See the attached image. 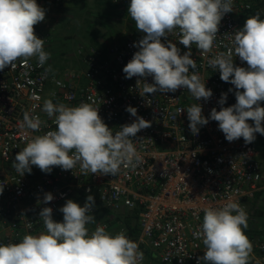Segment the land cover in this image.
Instances as JSON below:
<instances>
[{
	"label": "built area",
	"instance_id": "obj_1",
	"mask_svg": "<svg viewBox=\"0 0 264 264\" xmlns=\"http://www.w3.org/2000/svg\"><path fill=\"white\" fill-rule=\"evenodd\" d=\"M47 2L37 0L43 8ZM112 2L127 24V38L123 44H113L107 52L98 47L78 49L83 68L66 72L63 78L52 74L51 70L46 71L49 68L46 63L40 66L38 60L32 58H20L13 66L0 71V188H3L0 194V244L19 243L25 235H36L45 229L39 219L43 207H51L53 218L59 217L62 222L63 213L59 209L67 200L83 206L87 196L92 195L95 218L100 210L112 214L138 210L139 234L129 239L143 252V264L147 250L162 264H197L205 251L202 239L194 235L202 224L203 210L222 207L231 199L245 209L248 224L252 218L248 204L264 192V172L253 143L245 144L242 137L228 142L219 130L218 122L213 120L199 126V133L193 135L188 127L187 112L178 110L199 103L207 118L213 108L220 110L222 93H227L223 107L236 103L235 86L222 81L219 71L208 61L233 48L234 32L258 12L264 19V9L252 13L253 4L249 0H233V11L223 16L211 52L203 53L192 46V58L197 67L190 69V73H198L213 93L207 101L203 98L195 101L184 88L175 93L141 96L145 82L153 83L152 77L125 78L123 68L139 50L134 43L145 34L137 30L128 14L130 0ZM41 23L35 25L34 30L43 39L38 29ZM161 39L163 43H175L181 55L188 51L179 43V29ZM233 63L248 67L234 52ZM230 88L233 91L229 92ZM46 99L70 107L82 102L92 104L99 108L100 117L113 133L136 119L126 111L128 106L136 108L137 116L151 122L150 127L132 138L142 162L134 169L122 166L115 176L85 175L79 164L72 170L54 166L50 173L33 165L31 174L26 172L21 176L12 167L16 154L32 137L56 129L55 117L50 118L42 111ZM260 104L264 105V101ZM26 111L40 116L45 122L38 132L21 128ZM248 123L251 125V120ZM46 193H51L54 199L43 204ZM98 226L115 235L113 226L104 219L87 225L90 232ZM246 235L253 245L249 264H264V223L258 228L257 235Z\"/></svg>",
	"mask_w": 264,
	"mask_h": 264
},
{
	"label": "clouds",
	"instance_id": "obj_2",
	"mask_svg": "<svg viewBox=\"0 0 264 264\" xmlns=\"http://www.w3.org/2000/svg\"><path fill=\"white\" fill-rule=\"evenodd\" d=\"M232 11L233 0H130L128 14L145 35L134 43L139 50L124 66L125 78L152 77L153 83L145 82L141 96L184 88L195 101L209 100L212 90L206 88L198 73H190L197 67L191 48L195 45L203 53L211 52L223 16ZM45 16L46 10L37 0H0V71L20 58L36 57L40 66L46 63L51 54L44 50L45 40L34 30ZM176 29L181 35L179 43L188 49L183 55L175 43H163L161 39ZM232 45L228 52L209 59L208 64L219 71L222 81L235 86L236 103L223 107L227 93H222L220 110L213 108L207 118L199 103L178 111L187 112L193 135L199 133V126L213 120L228 142L242 137L245 144H250L257 133L264 135V107L260 106L264 101V19L259 12L234 32ZM233 52L247 63V68L234 66ZM42 111L55 117L56 129L32 137L16 154L12 167L21 176L31 174L33 165L50 173L54 166L72 170L77 164L85 175L115 176L122 166L134 169L142 162L132 138L151 122L137 116L136 108H126L136 119L115 133L100 117L99 108L90 103L70 107L46 99ZM249 120L254 123L250 125ZM44 124L40 116L26 111L21 128L38 132ZM2 191L0 188V194ZM53 199L46 193L42 203ZM94 206L92 195L83 206L69 199L59 209L62 222L53 219L51 207H43L39 219L45 231L27 234L19 243L0 244V264H143V252L123 231L113 235L103 226L89 231L87 225L95 222ZM203 211L202 224L194 235L202 239L205 251L197 264H249L253 245L244 232L248 226L245 209L229 199L222 207Z\"/></svg>",
	"mask_w": 264,
	"mask_h": 264
},
{
	"label": "rangeland",
	"instance_id": "obj_3",
	"mask_svg": "<svg viewBox=\"0 0 264 264\" xmlns=\"http://www.w3.org/2000/svg\"><path fill=\"white\" fill-rule=\"evenodd\" d=\"M95 4V0H86L85 4L78 9L72 10V6L61 10L54 8V12L57 11L51 21L48 20L50 25L46 31L49 33L44 43V50L51 54L46 64L50 67L52 74L63 78L66 72L83 68L77 55L80 48L98 46L107 52L109 46L125 42L127 24L119 16V11L113 9L108 3L102 8H97ZM70 14L74 16L69 17ZM92 41H95L96 45H93ZM31 58L38 60L36 57ZM260 106L264 107L263 104ZM253 145L260 154L259 160L264 172V141L259 133L256 134ZM255 207L257 208L253 209L252 227L249 231L252 235H257L258 228L264 223V192L258 194ZM145 264L162 263L158 258L152 257Z\"/></svg>",
	"mask_w": 264,
	"mask_h": 264
},
{
	"label": "trees",
	"instance_id": "obj_4",
	"mask_svg": "<svg viewBox=\"0 0 264 264\" xmlns=\"http://www.w3.org/2000/svg\"><path fill=\"white\" fill-rule=\"evenodd\" d=\"M86 0H74V5L76 9H78L81 5L83 6L85 4ZM95 5L97 8L105 7L106 3L111 4L112 8L114 9V5L110 2V0H95ZM87 7V5H86ZM256 10H253L252 13H256ZM94 39V38H93ZM93 45H96L95 41H92ZM137 213L138 210H122L120 212H117L115 214L106 212L102 213L100 210L97 214L95 221L98 222L102 219L106 220L109 225L113 226L114 229L113 233L116 234L119 232L120 229L124 230L125 235L128 238H134L137 237L139 234V229L137 225ZM245 234H247L246 230H244ZM153 255L149 250L146 251V261L152 259Z\"/></svg>",
	"mask_w": 264,
	"mask_h": 264
},
{
	"label": "crops",
	"instance_id": "obj_5",
	"mask_svg": "<svg viewBox=\"0 0 264 264\" xmlns=\"http://www.w3.org/2000/svg\"><path fill=\"white\" fill-rule=\"evenodd\" d=\"M252 4H253V9L256 10V11H259V10H263L264 9V0H249ZM110 2L113 4L112 0H110ZM114 5V4H113ZM69 6H72V10L76 7L74 5V0H65L64 2H59V3H56L55 0H48V2L46 3V5L44 6V9L46 10V16H45V20L42 21V23L40 24V26L38 27L41 35L43 36V39L46 41V37L48 36V33L49 31H46V28L50 25L48 24V20L51 21V18L52 16H54V13L57 11L54 12V8H57V9H62V8H65V7H69ZM115 9L118 11L117 7L114 5ZM74 15H71L69 17H72ZM119 16L124 20V18L120 15L119 13ZM125 22V20H124ZM126 24V23H125ZM98 47V46H96ZM252 123V122H251ZM263 141H264V136L261 135ZM259 154V153H258ZM260 156V154H259ZM260 161V160H259ZM261 163V162H260ZM262 165V164H261ZM256 199L257 197L255 198V200L249 202L248 206H249V210H250V213L253 214V209H256L257 207H255V202H256ZM254 206V207H253ZM55 221L57 222H60L59 220V217L58 218H53ZM249 229L247 230L248 234H250V228L252 227V223H251V220L249 221L248 223V226ZM246 230V229H245ZM45 229L43 230H39L38 233H36V235H39L41 232H44Z\"/></svg>",
	"mask_w": 264,
	"mask_h": 264
}]
</instances>
